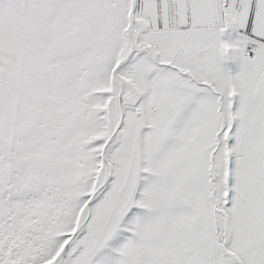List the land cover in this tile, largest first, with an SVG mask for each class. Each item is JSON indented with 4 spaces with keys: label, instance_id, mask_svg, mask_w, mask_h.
Instances as JSON below:
<instances>
[{
    "label": "snow or ice",
    "instance_id": "1",
    "mask_svg": "<svg viewBox=\"0 0 264 264\" xmlns=\"http://www.w3.org/2000/svg\"><path fill=\"white\" fill-rule=\"evenodd\" d=\"M0 264H264V0H0Z\"/></svg>",
    "mask_w": 264,
    "mask_h": 264
}]
</instances>
